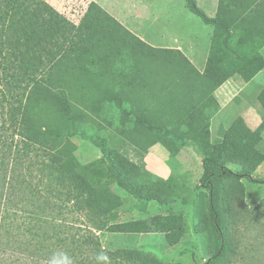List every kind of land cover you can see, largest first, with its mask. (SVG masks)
I'll list each match as a JSON object with an SVG mask.
<instances>
[{"label":"trees","instance_id":"obj_1","mask_svg":"<svg viewBox=\"0 0 264 264\" xmlns=\"http://www.w3.org/2000/svg\"><path fill=\"white\" fill-rule=\"evenodd\" d=\"M184 1L213 29L201 73L182 52L147 45L96 3L76 28L42 0H0V264H164L141 250L107 251L98 233H160L172 247L189 232L180 214L119 220L123 202L112 184L139 203L164 207L181 197L174 176L154 178L143 162L102 142L99 163L77 161L72 137L99 143L85 134L99 102L131 106L126 137L142 157L155 144L171 155L194 144L202 173L192 231L204 264L230 263L234 225L264 213V198L246 208L242 182L264 185L254 177L264 162V116L255 130L237 117L212 141L210 118L219 110L213 93L233 75L247 83L264 69V0H218L213 17L196 0ZM121 57L132 61L126 73L115 71ZM152 69L151 83L140 75ZM139 81L159 93L139 92ZM178 84L181 97L170 89ZM164 92L166 103L156 102ZM257 101L264 112V86Z\"/></svg>","mask_w":264,"mask_h":264},{"label":"rangeland","instance_id":"obj_2","mask_svg":"<svg viewBox=\"0 0 264 264\" xmlns=\"http://www.w3.org/2000/svg\"><path fill=\"white\" fill-rule=\"evenodd\" d=\"M46 2L55 12L62 16L72 26L78 28L82 26L89 4L95 3L92 0H42ZM125 0H111L112 5H121ZM97 4V3H96ZM98 5V4H97ZM100 6V5H98ZM102 8V7H101ZM152 12L149 18L140 20L143 23L142 32L151 42L156 44L163 43V37L170 36L171 43L174 38H178L184 47H192L197 52H202L200 60H194L198 70L204 64L210 40L206 33L210 28L203 24L196 16L185 7L184 0H154L151 5ZM104 10V9H103ZM213 30V29H212ZM132 64L131 60L121 57L116 61L115 71L128 72V67ZM156 70L143 73L146 81H151L156 76ZM236 81L223 84L215 91V96L219 101L222 115L220 120H211V139L218 141L221 139L225 130L229 127L233 119L246 111H255L262 118L264 112L257 101V96L264 85V70L250 82H244L239 76L234 78ZM84 81V79H83ZM141 81H143L141 79ZM139 81L135 84L139 92L150 91L159 93V89H154V85H143ZM86 82V81H84ZM81 82V83H84ZM238 82V83H237ZM86 88V92H90ZM146 88V89H144ZM73 91L80 94L85 92L80 84L72 85ZM171 91L183 96L184 87L181 84L170 87ZM96 89L92 90L96 93ZM118 87H111V91L117 92ZM222 94V97H221ZM167 95L165 92L158 96L156 102L166 103ZM234 95L238 96L234 100ZM147 100V99H145ZM153 100L148 99L146 103L151 104ZM100 109H96L95 114L89 117V123L85 126L87 137L95 138L99 143H92L89 139L80 135L71 138L75 145V156L81 164L99 163L102 160L100 142L106 143L111 148H116L124 155L129 157L136 164L144 163L145 169L154 178L167 179L174 176L181 185L180 199L175 203L160 207L154 202L139 203L130 195L112 184V191L121 197L122 205L119 209V220L129 221L149 218L154 215L180 214L184 217L189 226V232L184 234L177 245L168 246L164 235L160 233H150L147 235H123L107 232L98 233L102 247L107 251L120 249L141 250L146 254L157 257L164 264H204L206 256L202 252L200 242L192 231V218L194 214L193 198L199 192L197 189L198 181L202 173L201 156L197 152L194 144L190 141L179 149L176 155H171L161 145L151 146L147 153L142 157L134 143L126 136L130 133L133 122L130 117H125L124 113L131 110L129 104H124L123 111L118 107L107 102H99ZM217 126L219 128L217 129ZM264 154V131L262 140L258 146ZM254 177L264 180V162L256 169ZM245 186L244 204L249 210H253L264 198V185L253 184L247 180H242ZM185 199V201H182ZM233 239L235 254L229 264H264V213L248 214L244 219L234 225Z\"/></svg>","mask_w":264,"mask_h":264},{"label":"crops","instance_id":"obj_3","mask_svg":"<svg viewBox=\"0 0 264 264\" xmlns=\"http://www.w3.org/2000/svg\"><path fill=\"white\" fill-rule=\"evenodd\" d=\"M92 1L97 3L98 5H100V7H102V9H104L115 20H117L125 29H127L130 33L134 34L136 37H138L141 41H143L147 45H149L153 48L179 50L191 62V64L195 67V69L198 72L201 73L203 71L205 64H206V59H207L208 53H207L204 64L202 62L198 61V63H201L200 65L202 66V69L198 70V67H196V65L194 63V60H200L199 57H200V55L204 54L203 51L199 53L195 49H193L192 47H187V48L184 47L181 44V42L178 40V38H174V40L171 42L174 45H172V44L168 45L167 42H170V36L167 34L165 37H163V41H164L163 43L156 44L155 42H151L149 39H147V36L142 32L143 31L142 30L143 23L140 20L146 19V15H147V18H149L148 16L152 12L151 5L154 4V0H125L124 3H122V2L119 3L121 5H112L110 3L111 0H92ZM196 2H197L198 7L202 11H204V13L208 17H213L215 15L218 0H196ZM185 7H186V4H185ZM208 27L210 28V30H208V32L206 33V36L209 38V40L211 42V35H212L213 30H212L211 26H208ZM209 48H210V44H209ZM208 52H209V49H208ZM260 53L264 56V48L261 50ZM262 71H260L259 73H261ZM236 76H238V75H233L227 81H229L231 83H232V81H236V80H234V78ZM226 82H224V83H226ZM223 84L220 87H222ZM218 89H216V90H218ZM215 91H214L213 95L219 104V101H218L217 97L215 96ZM221 97H222V94H221ZM236 97H238V96L234 95L233 100ZM222 113H223L222 109L220 108V105H219V110L211 116L210 121L211 120H220L219 115L221 117ZM237 117H241L244 120V122L246 123V125L248 126V128L251 130H255L259 126V124L261 123V120L263 118V117L261 118L257 112L250 111V110L249 111L245 110L244 113H242L241 115H239ZM237 117H235L234 119H236ZM218 128H219V126H217V129ZM209 129H210V133H211V123H210ZM148 234H150V233H148ZM123 235H147V234H123Z\"/></svg>","mask_w":264,"mask_h":264}]
</instances>
